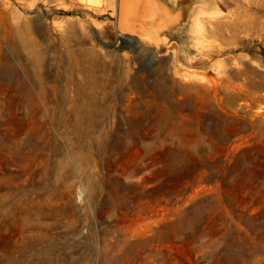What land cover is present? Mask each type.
Returning a JSON list of instances; mask_svg holds the SVG:
<instances>
[{"label":"rangeland","instance_id":"1","mask_svg":"<svg viewBox=\"0 0 264 264\" xmlns=\"http://www.w3.org/2000/svg\"><path fill=\"white\" fill-rule=\"evenodd\" d=\"M151 7L0 0V264H264V0Z\"/></svg>","mask_w":264,"mask_h":264},{"label":"water","instance_id":"2","mask_svg":"<svg viewBox=\"0 0 264 264\" xmlns=\"http://www.w3.org/2000/svg\"><path fill=\"white\" fill-rule=\"evenodd\" d=\"M132 1L134 0H117L116 33L119 36H125L136 42H147L155 47L169 45L170 41L166 36L162 35V31L166 30L168 23L174 22L176 18L169 17V14L166 11L163 12V10L161 11L162 14H159L157 9L154 11L151 7L149 10L147 9L146 13L138 16L136 19H132L128 11V7ZM142 1H145L149 5L155 3V0ZM157 15L161 18L164 17V19L162 18L158 21L146 20L148 17H150L149 19H154Z\"/></svg>","mask_w":264,"mask_h":264}]
</instances>
